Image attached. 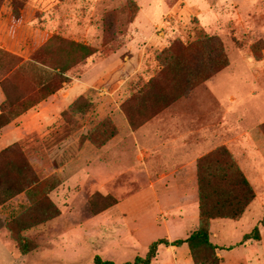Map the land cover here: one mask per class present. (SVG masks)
<instances>
[{
  "label": "rangeland",
  "instance_id": "rangeland-1",
  "mask_svg": "<svg viewBox=\"0 0 264 264\" xmlns=\"http://www.w3.org/2000/svg\"><path fill=\"white\" fill-rule=\"evenodd\" d=\"M45 43L43 61H33ZM218 47L224 68L210 77L222 66L208 60L218 59ZM0 49L23 59L19 87L28 109L0 131L1 164L16 189L34 174L31 196H49L60 212L16 241L6 225L31 203L21 194L2 207L0 235L10 253L0 252V264H94L96 255L121 264L144 257L159 239H186V225L168 229L164 215L139 213V194L150 187L139 165V129L183 101L203 103L217 124L227 110L216 108L209 88L221 79L239 80L245 91L236 135L246 145L236 155L259 199L238 220H213L211 241L220 264H264V139L257 137L264 117H253L264 103L252 90L254 70L264 69V0H4ZM56 73L68 82L45 98L41 90ZM254 150L262 152L257 171ZM102 196L117 203L105 208L110 200ZM191 215L196 226L199 213ZM151 264L195 263L187 245L162 244Z\"/></svg>",
  "mask_w": 264,
  "mask_h": 264
},
{
  "label": "crops",
  "instance_id": "crops-1",
  "mask_svg": "<svg viewBox=\"0 0 264 264\" xmlns=\"http://www.w3.org/2000/svg\"><path fill=\"white\" fill-rule=\"evenodd\" d=\"M31 6L36 8V5L32 3L25 7L28 9ZM32 25L27 26L32 27ZM36 30L41 34L44 33L40 28H36ZM260 63L264 65V61H260ZM252 78V85L255 86L252 90L256 91L257 89L262 92L264 103V69L254 70ZM242 88L239 80L228 82L225 79L219 80L215 86L209 88V91L217 98L216 108L227 110L217 124L209 122L211 112L206 111L207 108L204 110V107L201 106L204 105L203 103L199 106L189 101H183L175 103L166 112L154 117L139 129V140L142 142H139V165L144 169L145 179L150 184L147 191L139 194V213L143 210L147 212L148 218L152 219L164 215L162 218L168 229H170L171 223L177 224L179 228L186 225L188 229L186 232H193L197 228L199 217L196 226L189 223V219L194 221L191 213H199L197 174L199 159L218 147L225 146L239 163L236 149L246 145V142L241 145V142H238L240 136L236 135L240 130H238V125H240L238 109H240L241 103L244 104L247 101L240 94L245 93ZM249 89L251 88L249 87ZM218 115L220 114L218 113ZM253 117L255 119L264 117V110L256 111ZM217 132L220 134L216 135ZM140 133L143 134L140 136ZM257 137L261 140L264 139V136L259 133ZM261 143L264 146V142L261 141ZM259 152L254 150L251 154V162L249 161L256 171L262 157V152ZM247 155L249 156L248 153ZM239 166L250 181L247 167L240 163ZM251 172L252 175H256L253 169ZM255 191L254 201L259 199V194L257 190ZM13 200L15 199L0 205V210ZM254 201L247 211L250 210ZM166 216L167 219H165ZM7 247L8 244L0 235V252H8L9 248Z\"/></svg>",
  "mask_w": 264,
  "mask_h": 264
},
{
  "label": "trees",
  "instance_id": "trees-1",
  "mask_svg": "<svg viewBox=\"0 0 264 264\" xmlns=\"http://www.w3.org/2000/svg\"><path fill=\"white\" fill-rule=\"evenodd\" d=\"M62 1L64 0H57V2ZM3 2L4 0H0V9ZM14 15L17 19L20 18L18 11L17 13L14 12ZM53 38L56 39L58 36L56 35ZM48 43L42 45L34 53L32 57L33 61H43V56L49 48L47 46ZM83 47L89 53V49L86 46ZM220 52H223V48L218 47L216 48L218 59H213L212 56L208 58L209 61L216 62L218 65L221 63L222 65L220 68L213 70L210 77L224 68V60L221 61L222 58H219L221 57ZM48 57L53 65L55 63V56L49 55ZM256 59L261 60L259 56ZM22 62L23 59L18 55L0 49V86L5 95V100L0 104V131L10 125L16 115L18 116L28 110L25 108V97L21 93L23 88L19 87L22 81L26 79L25 73L21 70ZM66 71L68 72L69 69H63L62 71L61 68L62 73ZM65 82H68L67 78L63 77L60 73H56L41 90L44 93V97L56 94L62 89ZM262 130L264 132V124L262 125ZM3 155L4 153H0V205L21 194H25L31 203V206L22 211L19 216L10 220L6 225L7 230L13 238L16 241L17 239L22 241L27 232L55 218L60 212L49 196L46 195V197L39 199V201L37 200L38 198L31 196L34 192L33 189L38 184L34 174L30 176L33 178L29 177V180L17 181L19 182V187L16 189L14 187L15 181L8 176V171H4L5 166L1 164ZM197 174L199 188V223L197 228L186 239L174 242H169L168 239H159L149 246L148 252L144 257L137 256L133 261L121 264H151L157 255L159 246L162 244L177 247L187 245L195 264H220V258L216 253L218 247L211 241V222L215 219H240L255 200L256 191L235 157L225 146L219 147L200 158L197 164ZM102 198L110 200L104 206L105 208L117 203L112 196H102ZM47 201H49V206L47 205ZM48 208L52 209L51 213L48 212ZM28 251L31 250L28 248ZM94 264L118 263L104 260L101 256L96 255Z\"/></svg>",
  "mask_w": 264,
  "mask_h": 264
}]
</instances>
